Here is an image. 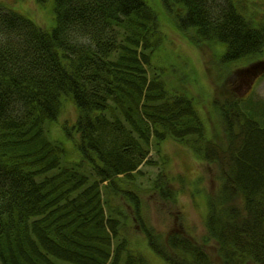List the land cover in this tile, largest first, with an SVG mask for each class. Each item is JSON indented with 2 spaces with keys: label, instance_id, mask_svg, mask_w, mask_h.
Returning a JSON list of instances; mask_svg holds the SVG:
<instances>
[{
  "label": "trees",
  "instance_id": "trees-1",
  "mask_svg": "<svg viewBox=\"0 0 264 264\" xmlns=\"http://www.w3.org/2000/svg\"><path fill=\"white\" fill-rule=\"evenodd\" d=\"M243 1L161 0L165 22L199 50L221 92L207 107L217 134L153 65L168 26L148 0H54L51 29L0 5V264H152L132 248L137 236L168 264H264V100L224 93L230 74L256 68L264 78V15ZM69 105L75 119L61 125L77 133V163L48 136ZM164 142L214 169L212 192L198 186L202 173L197 183L174 179L194 186V203L201 197L206 238L187 230L180 209L167 211L176 226L167 232L149 223L145 195L156 193L162 211L182 194L168 187V156L152 157ZM145 165L159 171L142 188Z\"/></svg>",
  "mask_w": 264,
  "mask_h": 264
},
{
  "label": "rangeland",
  "instance_id": "rangeland-1",
  "mask_svg": "<svg viewBox=\"0 0 264 264\" xmlns=\"http://www.w3.org/2000/svg\"><path fill=\"white\" fill-rule=\"evenodd\" d=\"M148 3L156 11L159 20L161 19V21L168 26L165 30L168 32L166 40L167 48L163 49L165 44L163 43L162 46L156 50L153 58V65L158 67L162 66L167 69L163 74L164 76L162 75V78L165 82V78L169 79L168 83L166 82L168 91L172 93L183 92L187 96L193 97V104L205 124L207 133L210 134L211 131L214 134L219 133V124L216 123L215 120L209 122L207 118V107L212 101L213 94L215 93V95L218 96L221 92L213 84L211 78L207 76L204 61L199 50L169 28V24L168 22L166 23L165 20H168V18L170 19V15L163 8L161 0H148ZM243 3L248 9L258 11L260 16L264 15V0H244ZM0 5L6 9L27 16L46 29H51L55 26L54 0H47L44 3H39L37 0H0ZM219 46L216 60L223 55L225 50L224 44H219ZM243 64H245L244 59L233 64L225 65V67L227 71L231 70L232 73L236 72V69L246 67V65ZM252 70H255V72L247 71L239 72L238 74H230L227 80L224 81V93L226 94L227 92H232L233 89H236L242 97L247 94L250 96H255L257 94V99L264 100V78L260 75L261 73L258 69L255 68ZM182 76L185 78L183 81L180 79ZM75 116V107L69 105L68 110L63 112L59 123L57 124V122H54V124L51 123L49 125L48 136L52 140L62 142L66 149L64 159L67 163H77V161L81 159V156L74 145V139H76L77 133L72 131L74 137L71 138L63 129L64 124L61 125L64 119L73 121ZM152 154L153 159L156 161L162 160L165 155L168 156L166 161L171 169L167 168L166 172L168 176L172 178L170 179L168 187L177 192L180 191L182 194L179 197V205L177 204L178 207L176 206L174 208V206H171L168 208L164 206L162 211L159 210V207L164 204L158 199L156 193H154V198L152 199H150V195H145L147 203L146 205L144 204L143 208L144 211L148 210L149 223L152 224L154 228L167 232L170 228L176 227L174 226L175 224H173V220L168 218L169 212L167 211L180 209L183 210L186 216L185 223L187 230L200 239L201 237L206 238L207 233L203 225L202 211L199 209L200 204H202L201 197L196 195V202L194 203V197L191 195V189H193L194 186L192 184L183 186V183L180 180L174 179H179V175H183L186 181H195L197 183L202 173L204 179L202 183L198 184V186L200 188L203 186V188H205V193L212 192L216 187L214 169L206 167L204 162L195 154L191 156L190 149L187 146H180L179 143L174 144L172 142H164L161 155L156 153V150H153ZM159 168H161V164ZM159 168H157V166L153 167L148 165H145V167L142 168L144 176H141L139 179V184L142 188L151 186ZM116 204H120V202H115L114 205ZM124 209L130 213V210L126 206ZM163 212H165L164 219L162 218ZM181 229L183 230V228ZM132 233L136 235L140 234L138 230H134ZM137 237L139 240L135 241L134 237V243L131 242L132 248L137 253L144 254L152 264H168L149 248L146 239L142 240L141 236ZM133 244H135V246ZM215 246V242L210 241V244L207 247L214 260H216Z\"/></svg>",
  "mask_w": 264,
  "mask_h": 264
}]
</instances>
